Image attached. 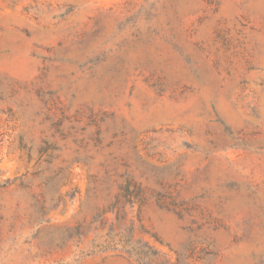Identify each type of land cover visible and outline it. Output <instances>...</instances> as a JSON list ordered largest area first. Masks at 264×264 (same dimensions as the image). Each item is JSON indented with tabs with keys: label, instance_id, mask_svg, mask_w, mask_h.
I'll return each mask as SVG.
<instances>
[{
	"label": "rangeland",
	"instance_id": "rangeland-1",
	"mask_svg": "<svg viewBox=\"0 0 264 264\" xmlns=\"http://www.w3.org/2000/svg\"><path fill=\"white\" fill-rule=\"evenodd\" d=\"M0 264H264V0H0Z\"/></svg>",
	"mask_w": 264,
	"mask_h": 264
}]
</instances>
